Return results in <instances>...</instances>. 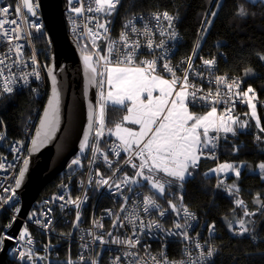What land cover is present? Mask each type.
<instances>
[{
  "label": "built area",
  "instance_id": "1",
  "mask_svg": "<svg viewBox=\"0 0 264 264\" xmlns=\"http://www.w3.org/2000/svg\"><path fill=\"white\" fill-rule=\"evenodd\" d=\"M8 2L9 0H0V6ZM98 4L97 0H92V3L82 0L80 3L67 4L66 27L70 37L76 40L78 47L86 49L88 55L94 57L99 74L103 68H138L149 77L166 80L172 87L173 98L180 93L185 94L189 109L212 112L215 116L216 134L209 136L208 147L213 146L212 157H217V133L221 126L231 121L219 103L227 93L218 85L214 87L215 75H220L217 65L214 66V74L210 75L202 64L203 58L210 57L198 59L197 55L194 56L199 51V37L190 54L179 55L182 38L176 28L177 20L176 38L170 40L165 36V48L161 45L158 33L153 35L143 28L145 20H150L152 13L135 14L120 22L113 40V50L105 57L94 45L104 37L99 27ZM33 8L40 16L39 5H33ZM74 27L77 29L75 33L72 31ZM20 30L23 39L13 41L8 48L16 52L21 65L27 61L31 64L32 71L38 70L40 79H33L28 86L18 82L14 91L29 87L44 99L48 91L45 74L48 64L42 61V49L36 45L35 40L45 38L48 42L45 25L41 20H29L25 14ZM20 43L25 44L22 55L19 54ZM0 48L3 52L7 51L6 41L0 39ZM213 59L217 60V57ZM23 71L27 73L30 69ZM98 91L93 132L86 154L74 157L63 170L66 182L59 191L39 199L35 216L28 215L23 220L22 228L29 230L27 236L20 237L21 228L18 236L11 241L17 246L23 245L22 254L18 253L17 259L15 254L7 252L9 259L18 264H42L39 253L46 255L44 264H53L49 256L64 241L76 244L78 264H144L143 249L150 250L152 255L165 252L169 259L179 261L185 245L189 243L182 237L171 234L176 231L173 225L176 217L175 214L166 213L172 204L167 207L158 205L143 190L132 189L146 160L140 146L127 148L113 135L107 136L104 101L100 89ZM228 107L231 108V104ZM34 124V120L30 122L21 140L9 139L3 126L0 130V211L11 215V221L2 232L0 243L6 238L5 233L19 210V199L14 189L28 156L27 145L32 138ZM200 151H203L202 146ZM132 164H135V170L127 171ZM191 213L196 217L192 222L191 235L195 237L199 234L201 241L207 239L216 247L217 230L215 228L212 233L208 231L209 225L215 226V223ZM60 230H65L66 233ZM141 240L143 249L140 250L139 245L138 248L133 247ZM138 253L139 259H135ZM215 260L216 253L211 264H215Z\"/></svg>",
  "mask_w": 264,
  "mask_h": 264
},
{
  "label": "trees",
  "instance_id": "2",
  "mask_svg": "<svg viewBox=\"0 0 264 264\" xmlns=\"http://www.w3.org/2000/svg\"><path fill=\"white\" fill-rule=\"evenodd\" d=\"M220 3L218 9L214 4ZM238 3L248 6L251 15L245 18H237L233 14V9ZM99 5V21L104 20L106 28L101 30L105 39L95 42L97 51L105 57L110 55L114 47V37H116L117 29L122 20L125 18L142 13H153L156 11L167 10L173 13L177 19L176 28L181 34L179 44L180 54H188L195 44L200 26L205 19V15L209 7L218 15L214 19V23L206 26L202 40L199 41V51L204 57H212L219 55L217 71L220 75L235 77L237 74L243 75V66L251 67L254 75L245 77L243 87L252 86L257 90L258 96L264 100V61H260L255 53L264 51V4L261 2L251 3L247 0H120L117 10L113 15L102 18L101 4ZM102 22V20H101ZM100 24V22H99ZM39 48H43L42 58L46 64L48 62L49 46L45 38L35 40ZM79 49L88 55L86 49ZM48 52V53H47ZM127 70H140L133 67H116ZM108 68L100 71L99 89L102 97V85L104 74ZM141 71V70H140ZM224 93V91H223ZM44 99L40 98L38 93L32 92L31 88L23 87L20 91L16 90L12 94L0 95V130L2 126L6 132V136L11 140H20L25 129L29 126V122L33 120L37 114ZM105 117V133L111 135V131L124 124L125 115L127 114V105H107L104 104ZM192 112L206 113L204 110L191 109ZM246 108L244 105L237 104L234 117L244 116ZM258 115L264 117V108L258 107ZM227 130L219 129L217 135L219 137L218 156L214 160L213 146L208 147L198 160V168H190L191 179H186L182 184L180 179L170 177L165 184V191L160 195L151 187L144 183L132 187L133 190H143L152 201L158 205L167 207L175 204L178 208L180 205V196L183 197L182 206L187 207L189 211L198 214L201 218L209 222L215 223L217 237L215 246L217 249L215 264H264V242L253 243L248 234L237 236L229 232L226 219L232 218L231 210L235 208L234 198L227 194L222 188H217L218 180H224L226 185L235 184L240 190L238 197L245 201L249 210H254L258 205H253L252 200L255 194L264 191V177L260 173H255L257 168H253V162L264 160V152L260 149L264 148V144H257L254 137L258 134V130L254 127L241 129L242 121H237ZM227 124V125H229ZM225 125V126H227ZM215 129V128H214ZM229 129H232L230 132ZM236 133V134H233ZM213 130L210 135L215 136ZM209 142V138H208ZM247 162L249 167L244 166ZM233 163L237 167L241 165V176L236 178L230 173L219 174V177L211 174V169L218 167L220 164ZM127 171H132V167H128ZM218 177V178H217ZM159 178L163 180L165 175L161 173ZM217 178V179H216ZM138 179V178H137ZM62 178H55L41 192L39 199L52 193L57 189ZM238 181V182H237ZM171 187H168V186ZM182 186V189H178ZM38 199V200H39ZM37 201L31 211L29 217L37 212ZM240 210L238 209L237 212ZM256 223V231L262 241H264V215L254 217ZM11 221L10 213L0 211V237L4 229ZM29 231V230H28ZM34 233V232H33ZM64 254H60L63 258ZM1 264H18L9 259L8 256Z\"/></svg>",
  "mask_w": 264,
  "mask_h": 264
},
{
  "label": "snow or ice",
  "instance_id": "3",
  "mask_svg": "<svg viewBox=\"0 0 264 264\" xmlns=\"http://www.w3.org/2000/svg\"><path fill=\"white\" fill-rule=\"evenodd\" d=\"M82 0H68L69 4L80 3ZM253 4L255 0H252ZM264 2V0H262ZM89 3H92V0H89ZM97 3L101 4L100 9L101 14L111 16L117 10V6L120 3V0H97ZM209 3H212V0H209ZM33 5L38 6L37 0H9L8 3L0 6V39L6 41L7 51L3 52V49L0 48V52H3V55H0V95L2 94H12L14 92V86L18 82H22L24 86H28L31 81H39L40 73L38 70L32 71L31 64L27 61L23 65L20 64L18 55L12 49L8 48V45L13 41L19 42L23 39V33L21 32L22 20L24 15L30 13L28 19L31 20L36 16ZM214 7H221L220 3L214 4ZM92 11V9H89ZM233 14L237 18H245L251 15L248 6L243 3H238L234 9ZM218 12L213 11L209 8L207 16L210 18L217 17ZM205 18L203 21L204 25H211L214 23V19ZM178 17L170 14L169 11H156L151 14L150 20H145L143 28L150 34L158 33L159 38H161V45L167 47V41L164 39L165 36L170 40L176 38L175 31V21ZM154 21V24H153ZM131 23V21H129ZM204 29L202 28L201 31ZM72 31L75 33L77 29L74 27ZM197 47H200L197 45ZM25 48V44L20 43L19 54H23L22 49ZM197 53L195 52L194 56L196 57ZM256 57L260 61H264V51L256 52ZM82 58H84V53H81ZM10 61V62H9ZM202 64L206 68L210 75L214 74V66L217 65V60L213 58H203ZM53 70H57L58 65L52 64ZM23 69H30L29 72L25 73ZM61 70V69H60ZM20 73L18 76L17 73ZM45 74L51 78L53 85V98H50L47 103V107L44 109L43 117L40 119V126L36 133V138L33 140V146L36 151H39L41 147H44L49 144V142L55 137L56 132L59 131L60 127V93L56 89V77L53 75L52 71H49L46 68ZM254 75L251 67L243 66V75L237 74L233 76H223L215 75L216 84L222 88L227 95L219 101L220 106H222V111L226 114L228 119L232 120L233 124L237 121H242L241 129H246L249 127H254L258 130V134L254 137L257 144H264V117L258 115V107L264 108V101H262L257 93V90L252 87H243V81L245 77H252ZM211 82V81H209ZM264 87V84H262ZM228 104H231V108L228 107ZM237 104L244 105L246 111L242 117H234V110L236 111ZM223 121V117H222ZM231 132L232 129H229ZM236 134V133H233ZM261 152H264V148L260 149ZM214 160L216 157H212ZM172 164L176 165L180 171L170 172L169 175L179 176L180 181L183 183L186 182V179H191L193 174L188 175L189 169L191 167L198 168V162L195 165L189 164L185 161H171ZM245 167H249L247 162H244ZM132 169L135 170V164L131 165ZM253 168H258L260 175L264 177V160H259L253 162ZM211 172L216 174H230L234 173L236 178L241 176V168L237 167L233 163H224L220 164L218 167L212 168ZM127 182V177H126ZM238 182V181H237ZM168 187H171L170 185ZM182 186H178V189H182ZM217 188H222L227 194L234 198L235 208L231 210L232 218L226 219V224L230 233L237 236H244L248 234L253 243L264 242L261 240L258 232L256 231V223L254 217L259 215H264V191L255 194L252 204L258 205L254 210H249L248 206L245 204V201L238 197L240 190L236 188L235 184L226 185L224 180L220 179L217 183ZM165 191V186L160 185V192L157 195H160ZM183 197L180 196V205L179 208L175 204H172L169 208V212L166 215L175 214V219L173 220L174 229L176 230L173 235L182 237L185 241L189 243L185 245V248L182 252V258L179 261L169 259L165 252H160L158 255H152L150 250L143 249L142 240L133 247L140 250L143 249L144 264H211V261L217 252L216 247L212 243L204 239L201 241L199 234L195 237L191 235L192 222L196 220L194 214H192L187 207L182 206ZM240 210L237 212V210ZM215 229L214 225H209L208 231L212 233ZM166 230V229H165ZM164 230V231H165ZM19 232V229H17ZM7 251L9 254H15L17 259V254H22L23 245L11 243L9 240H4L0 243V252ZM140 253H138L135 259H139ZM121 259H125L121 257Z\"/></svg>",
  "mask_w": 264,
  "mask_h": 264
},
{
  "label": "water",
  "instance_id": "4",
  "mask_svg": "<svg viewBox=\"0 0 264 264\" xmlns=\"http://www.w3.org/2000/svg\"><path fill=\"white\" fill-rule=\"evenodd\" d=\"M37 3L41 15L36 13L31 20H41L47 31L50 53L47 69L56 77L55 87L60 93V127L48 145L41 147L39 151L35 150L33 140L40 126V119L48 100L53 98L52 81L46 75L49 92L27 150L28 158L15 184L14 192L19 199V210L5 233L4 240L9 241L18 236L23 220L27 218L45 187L60 175L76 155L86 154L92 137L99 92V69L94 57L84 54L82 58V51L76 40L68 33L65 13L68 0H37ZM29 15L30 13L26 14V17ZM53 63L58 65L57 70H53ZM7 252V248L0 252V264Z\"/></svg>",
  "mask_w": 264,
  "mask_h": 264
},
{
  "label": "crops",
  "instance_id": "5",
  "mask_svg": "<svg viewBox=\"0 0 264 264\" xmlns=\"http://www.w3.org/2000/svg\"><path fill=\"white\" fill-rule=\"evenodd\" d=\"M256 2L264 4L262 0ZM171 93L172 87L166 80L149 77L140 70L110 67L104 74V104L108 95L117 106L120 103L129 106L124 124L115 127L110 134L127 148L140 146L146 165L151 163L177 172L180 169L171 161L186 160L195 165L206 155L215 116L212 112H192L186 105L185 94L173 98ZM201 146L203 151H200Z\"/></svg>",
  "mask_w": 264,
  "mask_h": 264
},
{
  "label": "bare ground",
  "instance_id": "6",
  "mask_svg": "<svg viewBox=\"0 0 264 264\" xmlns=\"http://www.w3.org/2000/svg\"><path fill=\"white\" fill-rule=\"evenodd\" d=\"M213 1H214V0H212V3H213ZM212 3H211V4H212ZM209 8H210V7H209ZM131 16H133V15H131ZM131 16H129V17H131ZM127 18H128V17H127ZM127 18H125V19H127ZM203 21H204V20H203ZM202 28L204 29L203 31H201ZM205 30H206V25H204L203 22H202V24H201V26H200V29H199V32H198V36H197V37H199L200 40H202V38H203V34H204V31H205ZM180 35H181V34H180ZM193 48H194V45H193V47L191 48V50L188 52V54H190V53L192 52ZM47 53H48V52H47ZM41 54H43V52H42ZM179 55H181V54H179ZM197 56H198V59H199L200 57H204L203 55L200 54V51L197 52ZM49 57H50V53H48V62H47V64L49 63ZM213 57H217V64H218V57H219V55H218V56H217V55H214V56H212V57H210V58H213ZM41 59H42V61L46 64L45 60L42 58V55H41ZM31 90H32V89H31ZM32 92H33V91H32ZM48 92H49V88H48V91H47V95H48ZM47 95H46V97L44 98V101H43V103L41 104V106H40V108H39L37 114H36L35 117L33 118V120H34V122H35V124H34V126H33V133H34L35 130H36V124H37L38 116H39V113H40V111H41V108H42V106H43V104H44V102H45V100H46V98H47ZM262 101H264V100H262ZM33 120H31V121H33ZM31 121H30V122H31ZM30 122H29V124H30ZM32 136H33V135H32ZM21 139H23V135H22ZM21 139H20V140H21ZM30 141H31V140H30ZM30 141H29V143H28V145H27V148L29 147ZM27 158H28V156H27ZM27 158H26V160H27ZM73 159H74V158H73ZM73 159H72V160H73ZM72 160L67 164V166L72 162ZM58 178H62L63 181L60 183V185L57 187V189H56L55 191H53L54 193L57 192V191H59L61 185L64 184V183L66 182V179H65V177L63 176V171L60 173V175L58 176ZM50 183H51V182H50ZM50 183H49V184H50ZM38 204H40V202H38ZM60 232H62V233H66L65 230H60ZM159 237H160V236H159ZM75 250H76V244H74V243H73V244H70V243L64 241V242L61 243L60 248L56 249L53 253L50 254V256H49L50 261H51L53 264H78V262L76 261V253H75ZM61 253L64 254L63 258H60V254H61ZM39 257H40L41 260H42V264H44V263L46 262V255H44L43 253H39Z\"/></svg>",
  "mask_w": 264,
  "mask_h": 264
},
{
  "label": "rangeland",
  "instance_id": "7",
  "mask_svg": "<svg viewBox=\"0 0 264 264\" xmlns=\"http://www.w3.org/2000/svg\"><path fill=\"white\" fill-rule=\"evenodd\" d=\"M101 7H102V5H101ZM217 9L215 11H217ZM104 17H108V16L102 14V18H104ZM101 20H102V22H101ZM99 27H100L101 30H104L106 28L103 19H100ZM104 39H105V35H104L102 40H104ZM106 103H107V105H118V104H115L114 100L111 97H109L108 95H106ZM121 104L122 103H120L119 105H121ZM105 107L106 106L104 105V110H105ZM127 107H129V106H127ZM130 107H132V106H130ZM230 126H231V124H229L227 126H223V127L221 126L220 128L222 130H227ZM143 153H144V155L146 154L144 151H143ZM238 167L241 168V165H239ZM254 172L255 173H260L258 168ZM161 173H163L165 175V178H163V180L159 178V175ZM169 173H170L169 170H167L165 168H163V169L158 168L155 164L149 163L148 165H144L143 168L140 170V172L137 175L138 179L136 180V183L133 184L132 187L147 183V185L149 187H151L154 191L160 192V185L163 184L165 186L166 182L168 181L167 179L172 177V175H169ZM211 174L212 175H216V176L219 177V174H216V173H213V172H211ZM225 176H228V175H225ZM34 216H32V217H34ZM27 234H28V230L26 229V227H23L21 232H20V237H25V236H27Z\"/></svg>",
  "mask_w": 264,
  "mask_h": 264
},
{
  "label": "clouds",
  "instance_id": "8",
  "mask_svg": "<svg viewBox=\"0 0 264 264\" xmlns=\"http://www.w3.org/2000/svg\"><path fill=\"white\" fill-rule=\"evenodd\" d=\"M7 256V255H6Z\"/></svg>",
  "mask_w": 264,
  "mask_h": 264
}]
</instances>
